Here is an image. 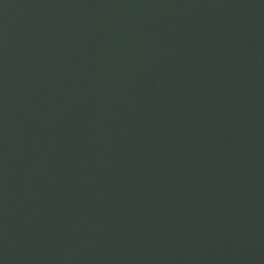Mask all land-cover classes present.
Here are the masks:
<instances>
[{"label":"water","instance_id":"water-1","mask_svg":"<svg viewBox=\"0 0 264 264\" xmlns=\"http://www.w3.org/2000/svg\"><path fill=\"white\" fill-rule=\"evenodd\" d=\"M0 264H264V0H0Z\"/></svg>","mask_w":264,"mask_h":264}]
</instances>
